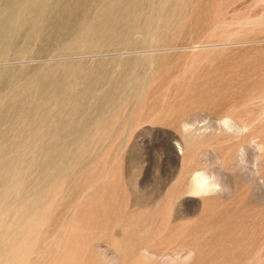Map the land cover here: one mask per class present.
Masks as SVG:
<instances>
[{
    "label": "rangeland",
    "instance_id": "rangeland-1",
    "mask_svg": "<svg viewBox=\"0 0 264 264\" xmlns=\"http://www.w3.org/2000/svg\"><path fill=\"white\" fill-rule=\"evenodd\" d=\"M0 264H264V0H0Z\"/></svg>",
    "mask_w": 264,
    "mask_h": 264
},
{
    "label": "bare ground",
    "instance_id": "bare-ground-1",
    "mask_svg": "<svg viewBox=\"0 0 264 264\" xmlns=\"http://www.w3.org/2000/svg\"><path fill=\"white\" fill-rule=\"evenodd\" d=\"M36 119L37 117L35 116L34 120ZM195 126L196 125H194V123L190 120H185L181 124L180 137L176 141H178V144L181 146L182 149V161H187L186 159L188 157V147L194 146L196 143L200 142L205 137L214 134L216 135L219 133L223 134V136H230L231 138L238 137L239 135H241V133L246 131L247 128V124L243 123L240 120H235L234 118L230 117H227L222 122H220L218 129H215L213 131L210 130V128L213 127H206V129L201 130L200 128H197ZM222 164L227 167L231 165L229 162L227 163L223 160ZM236 168H238L237 165ZM238 179L244 181L245 177L241 175L238 177ZM246 180L250 182L249 177H246ZM254 182L255 181H253L252 188L254 187ZM227 191L228 183L227 180L223 178L221 173L215 176L210 171L197 170L191 173L187 180V186L184 188V190L179 191L178 194H189L207 198L223 194Z\"/></svg>",
    "mask_w": 264,
    "mask_h": 264
}]
</instances>
